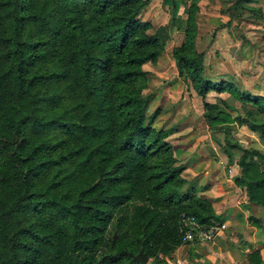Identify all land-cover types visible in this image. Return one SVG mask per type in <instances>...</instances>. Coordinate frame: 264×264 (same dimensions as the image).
<instances>
[{
    "label": "trees",
    "instance_id": "trees-1",
    "mask_svg": "<svg viewBox=\"0 0 264 264\" xmlns=\"http://www.w3.org/2000/svg\"><path fill=\"white\" fill-rule=\"evenodd\" d=\"M168 1L184 37L173 50L178 76L202 98L228 158L240 151L236 185L264 207V153L232 128L264 140V97L205 77L198 0ZM254 1L234 0L235 17L261 14ZM148 3L0 0V264H142L141 251L147 264H167L184 244L185 216L221 223L183 176L174 130L154 126L159 109L147 114L144 65L171 38L170 27L150 32L141 20ZM210 92L230 99L209 103Z\"/></svg>",
    "mask_w": 264,
    "mask_h": 264
},
{
    "label": "rangeland",
    "instance_id": "rangeland-1",
    "mask_svg": "<svg viewBox=\"0 0 264 264\" xmlns=\"http://www.w3.org/2000/svg\"><path fill=\"white\" fill-rule=\"evenodd\" d=\"M233 1L198 0L196 49L204 54V75L213 81H230L242 92L264 95V0L247 5L261 10V14L243 9L237 17L231 9ZM174 8L168 0H149L140 16L142 21L151 24L150 32L161 26H168L171 30L168 46L158 62L144 65L148 73V88L144 93L150 97L147 114L159 109L154 126L174 130L171 137L174 144L179 145V155L182 149H187L193 143V136L201 139L204 146H213L217 151H222L225 147L224 135L212 130L206 123L202 98L196 95L191 84L178 76L173 50L183 43L184 37L175 26L171 27L176 13ZM229 99L226 92H210L206 97L209 103ZM235 104L238 112L244 116L240 104ZM234 126L240 128L235 132L236 140L244 141L242 144L245 146L258 144L251 135L256 134L245 126Z\"/></svg>",
    "mask_w": 264,
    "mask_h": 264
},
{
    "label": "crops",
    "instance_id": "crops-1",
    "mask_svg": "<svg viewBox=\"0 0 264 264\" xmlns=\"http://www.w3.org/2000/svg\"><path fill=\"white\" fill-rule=\"evenodd\" d=\"M239 129L233 125V136ZM251 135L258 144L247 147L264 153V140ZM191 139L193 143L182 149L180 155L183 176L189 186H196L197 196L212 203L221 216L218 226L224 228L209 242L196 240L179 246L171 257H166L167 264H264V207L250 204L246 190L235 183L240 151L235 150L230 159L224 149L217 151L213 146H204L196 136Z\"/></svg>",
    "mask_w": 264,
    "mask_h": 264
},
{
    "label": "built area",
    "instance_id": "built-area-1",
    "mask_svg": "<svg viewBox=\"0 0 264 264\" xmlns=\"http://www.w3.org/2000/svg\"><path fill=\"white\" fill-rule=\"evenodd\" d=\"M223 228L224 225L203 228L195 219V217L185 216L182 220L181 230L183 234V243H190L196 240L209 242L213 239L215 234Z\"/></svg>",
    "mask_w": 264,
    "mask_h": 264
},
{
    "label": "water",
    "instance_id": "water-1",
    "mask_svg": "<svg viewBox=\"0 0 264 264\" xmlns=\"http://www.w3.org/2000/svg\"><path fill=\"white\" fill-rule=\"evenodd\" d=\"M135 260H137L138 262L142 263V264H147L148 263V257L145 253H143L142 251L139 252L135 257Z\"/></svg>",
    "mask_w": 264,
    "mask_h": 264
}]
</instances>
